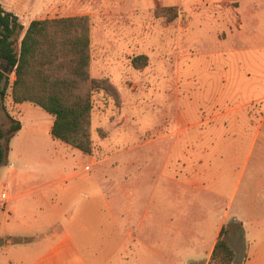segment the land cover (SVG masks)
Masks as SVG:
<instances>
[{
    "label": "crops",
    "instance_id": "0c3cea01",
    "mask_svg": "<svg viewBox=\"0 0 264 264\" xmlns=\"http://www.w3.org/2000/svg\"><path fill=\"white\" fill-rule=\"evenodd\" d=\"M24 1L27 3L25 13L33 12L35 7L31 0ZM223 1L229 3L228 8L235 17L231 15L229 19L219 20L215 19L217 14H214L218 49L203 54L194 52L185 57L207 56L212 68L209 78L211 87L215 92L220 91L216 96L217 99L220 98L218 101L221 106H216L214 114L204 120L214 121L221 116L230 115V120L236 122L240 117L239 112L244 107H249L241 115L251 124L261 123L254 133H186L202 121L191 122L183 116L187 125L182 133H173L172 126L169 133L151 135L142 142L119 150L116 154V180L113 179L114 176L110 177L100 171L111 156L99 158L94 153L95 150L88 154L90 162H87L84 169L69 171L67 176L61 178L70 182L67 194L75 192L79 187L90 186H97L99 192L91 193L93 188L90 187L91 191L83 193L85 200L82 199L83 196L78 199L73 195L63 194L51 197L43 192L49 184L50 190L57 192V171L60 172L63 168H57V164L46 168L40 163H29L21 169L12 162L14 146L21 145L27 153L40 152L39 139L42 134L38 133V123L22 120L26 110L37 105L31 102L15 103L10 96L12 110L7 111L21 121L22 127L10 141L7 164L0 166V264H88L83 251L92 249L89 238L93 233L91 227L105 216L106 210L114 214L111 204L113 197L116 196L118 210V219L113 222L118 231L121 228L125 231L127 224L143 230L148 211H145L146 208H143L142 213L139 211L140 201L145 196L142 191L147 187L156 189L157 178L164 180L165 189L169 193L166 198V217L171 222L166 225L167 232L175 227L177 234L183 233L185 237L187 233L189 236V242L183 243V251H187L186 264L210 262L221 228L231 219L240 220L239 214H231L232 205L229 201L223 213L206 215L207 218L198 223L197 230L192 231L189 225L187 227L186 214L175 211L174 208L170 210L169 202L180 201V198H174L176 192L182 196L183 201L199 197V200H205V195H209L208 198L214 204L225 198L229 192L228 184L235 175L232 163L235 162L236 167L238 141L245 135L251 138L247 164L254 150L255 156L245 188L248 219L243 222L246 256L242 264H264V133H260L264 124V0ZM4 8L13 12L6 6ZM36 18L44 19L33 16L25 22L26 26ZM227 59L236 62L237 67L230 66ZM186 63L190 65L189 61ZM96 64L99 62L92 58L90 71L91 78L94 79L98 77L93 75ZM236 69L238 71H233ZM109 77L116 86L120 78L115 75ZM227 91L230 100L226 99ZM242 95H246V100L240 98L241 102H238L236 99ZM52 123L51 115L47 127L50 129V136L54 138L51 135ZM47 176L55 180L46 184ZM101 178L112 181L113 193L104 192ZM175 186L180 189L175 190ZM70 187L73 188L69 190ZM201 194L205 195L200 196ZM155 198L151 190L149 202H153ZM199 214L202 215L196 211L189 213L200 219ZM209 218L215 220L210 221ZM151 224L148 221L147 226ZM183 225L186 226L185 231L181 228ZM133 232L135 231L129 228L117 240L118 264L127 263V248L134 252L128 264H140L138 261L141 260L152 263V259L148 260V254L152 256L154 252L151 245L138 244L137 235L132 246L127 245L126 234ZM166 248L169 251L170 248ZM171 250L173 252V247Z\"/></svg>",
    "mask_w": 264,
    "mask_h": 264
},
{
    "label": "rangeland",
    "instance_id": "374dc122",
    "mask_svg": "<svg viewBox=\"0 0 264 264\" xmlns=\"http://www.w3.org/2000/svg\"><path fill=\"white\" fill-rule=\"evenodd\" d=\"M2 1L4 6L17 13L25 26L33 16L53 18L87 15L89 17L91 57L99 62L93 75L98 76L96 79H106L103 85L109 88L107 92L101 89L93 95L91 124L93 150L99 158L111 156L104 162L105 165L100 171L110 177L114 176V180L118 176L116 154L119 150L142 142L151 135L169 133L172 126L173 133H182L187 125L183 116L191 122L202 121L186 133H254L255 128L261 124L258 122L251 124L242 116L249 107H244L239 112L240 117L236 122L230 120V115L221 116L214 121L204 120L205 117L214 114L216 106H221V102L218 101L220 98L217 99L216 96L220 91L215 92L211 87L209 78L212 68L207 56H190L189 59L185 56L193 55L194 52L203 54L218 49L214 33L216 29L214 14H217L215 19L219 20L234 16L228 8L229 3L223 0H31L35 12H26L27 14L26 1ZM139 55H145L144 59H140L142 65L134 66L132 59ZM186 61H189L190 65ZM226 61L230 66L237 67L236 62L230 59ZM121 73L123 75H120ZM109 75L120 78L116 86ZM11 77L13 78L14 75L12 74ZM10 96L9 92L5 101L6 108L0 111V124L3 127H7L9 122L7 109H11ZM244 97L246 95L238 96L236 100L241 102L240 98ZM226 99L230 100L229 91L226 92ZM31 107L34 108L27 109L22 120L38 123L40 129L38 133L42 134L39 139L40 152L27 153L23 151L21 145L14 146L11 155L16 167L23 169L25 164L40 163L46 168L54 164H57V168H63L60 172L57 171L55 188L57 192L53 193L49 184L55 179L46 177L45 182L49 185L45 192H42L51 197L63 194L73 195L78 199L83 196L82 199L85 200L83 193L91 191L90 187L93 188L91 193L99 192L97 186H90L79 187L76 189L77 192L66 193L70 182L61 178L67 176L69 171L84 169L90 158L81 150L52 138L47 127L51 114L38 106ZM260 133H264V124ZM250 142L251 138L247 135L239 138L236 167L235 162L232 163V172H235V175L228 184V195L219 199L220 202L213 204L208 198L209 195L205 194L200 195H205V200H199V197L191 200L187 198L183 201L179 193H174V198H180V201L169 202V208L179 210L180 213L184 212L187 227L189 225L192 231L197 230L198 223L203 222L207 218L206 215L223 213L230 201L231 214H239L238 221L242 223L245 233L244 223L248 219L245 188L255 156L254 150L247 164ZM102 180L104 192L113 193L112 181ZM157 182L156 189L147 187L142 191L145 196L140 201L139 211L142 213L143 208L148 211L143 230H137L127 224L125 231L123 228L118 231L116 223L113 222L118 219L117 200L116 196L113 197L111 204L115 210L114 214L106 210L105 216L98 218L99 221L91 227L93 233L89 238L92 249L83 251L87 256L88 264H118L117 240L120 236H124V232L129 228L135 232L126 234L127 245L131 247L137 235L138 244L146 243L154 248L152 256L148 254V260L152 259V263L144 260L138 263L186 264L187 251H183V243L189 242V236L186 232L185 237L183 233L177 234L175 227L167 232L166 225L171 222L166 217V198L169 193L167 194L165 189L164 180L157 178ZM71 188L73 187L69 190ZM174 188L180 189L177 186ZM151 190L153 197L156 196L153 202H149ZM191 211L202 213L199 214L201 218L199 219L197 215H189ZM209 219L215 220V218ZM232 220L237 219H231L229 222ZM148 221L152 222L150 226H147ZM181 228L185 231L186 226L183 225ZM225 237L236 253L235 264H242L246 256V242L243 245L238 230L230 229ZM167 246L170 248L169 251ZM133 253L127 248L126 264ZM208 262L200 264H211V260Z\"/></svg>",
    "mask_w": 264,
    "mask_h": 264
},
{
    "label": "trees",
    "instance_id": "16d2710c",
    "mask_svg": "<svg viewBox=\"0 0 264 264\" xmlns=\"http://www.w3.org/2000/svg\"><path fill=\"white\" fill-rule=\"evenodd\" d=\"M90 29L87 15L36 18L25 26L0 2V111L9 92L15 103L31 102L53 116L54 138L86 154L93 152V95L109 90L106 79L90 76ZM144 58L134 57L133 65L141 66ZM7 117V127L0 124V166L7 164L10 141L22 127L8 112ZM230 229L239 231L245 245L242 223L232 220L220 230L211 264H235L225 237Z\"/></svg>",
    "mask_w": 264,
    "mask_h": 264
},
{
    "label": "water",
    "instance_id": "95a60500",
    "mask_svg": "<svg viewBox=\"0 0 264 264\" xmlns=\"http://www.w3.org/2000/svg\"><path fill=\"white\" fill-rule=\"evenodd\" d=\"M6 70H8V69H6Z\"/></svg>",
    "mask_w": 264,
    "mask_h": 264
}]
</instances>
